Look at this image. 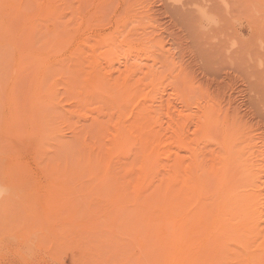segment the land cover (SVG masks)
I'll list each match as a JSON object with an SVG mask.
<instances>
[{
	"label": "bare ground",
	"instance_id": "obj_1",
	"mask_svg": "<svg viewBox=\"0 0 264 264\" xmlns=\"http://www.w3.org/2000/svg\"><path fill=\"white\" fill-rule=\"evenodd\" d=\"M18 2L0 1V5L7 3L14 9L8 17L2 15L0 19V45L9 44L18 53L13 59L12 71L33 68L37 85L32 97L44 105H61L62 98L55 84L46 91L43 89L52 68L50 60L62 56L58 60L55 58L53 64L67 71V75L61 74L67 92L76 99L78 107L93 115L90 131L85 133L82 142L83 152L75 162L102 172L103 177L114 178L115 188L112 189L117 194L113 200L123 209L129 206L127 219H123L129 221L128 228L140 248V253L131 256H154L150 264H204L205 261L207 264H264V147L255 135L245 134L246 123L241 124L238 116L231 118L230 111L224 113L218 99L201 96L200 86L202 91L197 89L200 96L195 92L189 96L180 88L175 90L174 94L186 107L182 106L183 110L178 107L175 110L169 102L165 103L164 96L159 95L168 78L161 75V70L168 69L170 64L178 67L172 48L167 47L162 38H153L147 33L149 36L141 37L143 30L135 40L130 32V35L119 32L121 24L124 26L132 20L131 13L138 12L129 11L124 18L116 17L119 25L116 31L123 36L114 32L91 44L88 37L79 41L77 35L92 30L93 18L96 22L101 21L95 18L96 15L84 14L82 7L72 5V13H68L73 15L64 22L68 0ZM103 3L106 2L103 0ZM147 13L144 16L151 23L153 18ZM42 14L52 16L58 22L55 29L52 28L53 32L50 29L53 38L39 45L33 39L29 44L26 40L33 36L36 19ZM16 15L24 16L30 22L20 34L13 28L14 33L8 24ZM76 17L75 32L67 33L66 27ZM134 18L138 17L135 15ZM126 27L121 29L124 31ZM61 28L66 34L61 33L63 29L59 33ZM127 36L133 40H127ZM19 37L23 38L21 44ZM70 46H74V50L66 57L65 51ZM121 57L124 61L119 62L120 67L118 64L116 70L114 63ZM104 62L108 65L104 66ZM146 69V77L152 76L149 82L144 79V73L143 77L135 78ZM144 80L146 89L142 90ZM7 93L8 101L12 100L14 88ZM11 105L8 108H12ZM79 111L72 110L70 114L76 116ZM40 117L42 121L47 120L46 113H41ZM12 118L6 127L10 131L18 128V125L14 126L16 117ZM165 118L167 127H164ZM68 119H71L70 115ZM51 121L47 120L45 125ZM57 122H53L49 136L60 132ZM201 144L218 146H215L218 151L212 152V160H208L205 145L201 147Z\"/></svg>",
	"mask_w": 264,
	"mask_h": 264
},
{
	"label": "rangeland",
	"instance_id": "obj_2",
	"mask_svg": "<svg viewBox=\"0 0 264 264\" xmlns=\"http://www.w3.org/2000/svg\"><path fill=\"white\" fill-rule=\"evenodd\" d=\"M79 1L68 0L66 8L69 9L62 19L64 22L72 17L71 9L75 6L82 7L84 14L96 15L95 18L101 19L96 22L93 18V25L90 24L92 30L85 32L88 36L84 33L83 36L77 35L79 41L88 37L94 44L108 34H118L116 30L119 25L115 19L120 16L124 18L129 11L138 12L131 13L132 18L129 16L135 25L129 21L124 24L127 27L123 31L121 24L119 32L122 31L123 35L130 32L132 35L128 34L135 40L139 38L141 30H147L149 32L142 31L140 36L147 33L153 38H162L166 46L172 48L179 69L176 72V64H170L171 69L169 66L168 69H160L161 75L168 78L164 91L159 95L164 96L165 103L169 102L175 110L176 107L183 110L186 107L174 94L175 90L184 89L189 96H200L199 92L203 90L201 96L212 97L215 101L218 99L224 113L230 111L231 118L238 116L241 124L246 123L245 134L255 135L260 146L264 147V0ZM6 4L0 5V19L14 12L13 7ZM145 12L151 14L152 24L145 18ZM134 14L138 17L134 18L135 21ZM77 17L70 23H73L72 27H69L70 24L66 27L67 33L75 32ZM109 18L113 20L109 21ZM10 20L9 26L19 34L30 26L24 16L16 15ZM55 20L47 14L38 17L33 36L27 38V43L31 44L34 39L39 45L53 38L50 34L58 23ZM84 26L86 28V24ZM60 31L66 34L64 28ZM130 36L126 39H132ZM21 37L18 39L20 44L23 40ZM73 47L65 51L66 57L73 52ZM17 55L9 44L0 45V264H139L140 261L150 264L154 256H131L140 253V248L128 228L129 221H124L130 211L129 206L123 209L113 200L117 194L112 189L115 188L114 178L103 177L102 172L92 171L75 162L83 152L82 142L85 133L90 131L93 115L91 118L84 108L78 107L76 99L67 92L61 74L68 73L53 64L55 58L58 60L62 56L53 57V62L50 60L52 68L43 89L46 91L54 84L59 89L62 102L58 108L52 104L44 105L32 97L37 85L35 71L32 67L12 71L13 59ZM120 61H124V58L115 61L116 70L120 67ZM106 64L104 62V66ZM164 71L167 73L164 74ZM173 71L179 75H174ZM146 72L147 69L139 72L135 78L144 76L149 82L152 76L146 77ZM145 80L142 90L146 89ZM11 87L14 88V96L8 101L7 92ZM9 105L12 108H8ZM76 109L80 110L76 116L70 114ZM41 113H46V119L52 120L47 126V120L40 119ZM69 115L71 119L66 120ZM12 116L16 117L14 126L18 125V128L16 126L10 131L6 127L13 121ZM55 120L60 124V132L49 136V129ZM164 121V127H167V118ZM73 128L76 130L73 131ZM85 128L89 129L86 131ZM213 145L203 147L208 160L213 159L215 149L218 151V146ZM117 177L123 180L120 175Z\"/></svg>",
	"mask_w": 264,
	"mask_h": 264
}]
</instances>
